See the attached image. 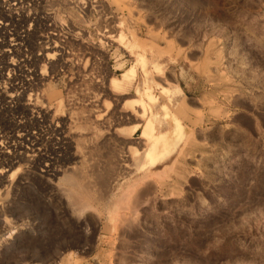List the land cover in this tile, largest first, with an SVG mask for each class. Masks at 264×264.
Here are the masks:
<instances>
[{
  "label": "rangeland",
  "instance_id": "rangeland-1",
  "mask_svg": "<svg viewBox=\"0 0 264 264\" xmlns=\"http://www.w3.org/2000/svg\"><path fill=\"white\" fill-rule=\"evenodd\" d=\"M0 18L22 43L8 61L36 76L0 74V134L22 120L37 139L0 155V264H264V0H0ZM144 86L155 134L163 105L181 125L156 165L129 102Z\"/></svg>",
  "mask_w": 264,
  "mask_h": 264
},
{
  "label": "bare ground",
  "instance_id": "bare-ground-1",
  "mask_svg": "<svg viewBox=\"0 0 264 264\" xmlns=\"http://www.w3.org/2000/svg\"><path fill=\"white\" fill-rule=\"evenodd\" d=\"M10 1V0H9ZM15 1V0H14ZM22 1V0H21ZM3 2H4V0H3ZM17 2H18V0H17ZM20 2V1H19ZM12 3V2H11ZM46 3V2H45ZM83 3V2H82ZM13 4H16V2H14ZM36 4V3H35ZM64 4V3H63ZM108 4V3H107ZM20 5V4H19ZM23 5V4H22ZM21 6V5H20ZM83 6V5H82ZM14 7H16V6H14ZM117 7H119L118 6V4H117ZM6 12V11H5ZM2 13V12H1ZM20 13V12H19ZM64 13V12H63ZM6 14V13H5ZM8 14H10V13H8ZM28 15V14H27ZM2 16V15H1ZM113 16V15H112ZM10 17H13V16H10ZM25 17V16H24ZM23 17V18H24ZM27 17V16H26ZM25 17V18H26ZM76 17V16H75ZM105 17V16H104ZM15 18V17H14ZM40 18H42V16H40ZM48 18V17H47ZM28 19V18H27ZM38 20V19H37ZM44 20V19H43ZM48 20H50V19H48ZM124 20V19H123ZM8 22H5V21H2L1 20V18H0V46H3V49L1 50V54H0V63H1V65H0V74H2V71L3 70H6L7 71V74H6V76H7V79L10 81V82H12L13 80H19L20 82L22 81V76L23 75H25V76H29V75H34V74H32V71L34 72L35 70V68L33 69L32 68V70H27L26 72H24V71H21L20 69V67L22 66H20L19 65V63L20 62H10V61H8V56L10 55V54H12V53H15L16 55L18 54V55H20V45L22 44L21 43V39H20V37H19V33H18V31H17V24H18V22L17 23H15V21L12 19V18H8V20H7ZM34 21V20H33ZM20 22V21H19ZM35 22V21H34ZM40 22V21H39ZM38 22V23H39ZM109 22V21H108ZM24 23V22H23ZM42 23V22H41ZM118 23V22H117ZM137 23H139V22H137ZM120 24V23H119ZM11 25H13L14 26V28L13 29H11L10 28V26ZM21 26V25H20ZM41 26V25H40ZM44 26V24L42 25V27ZM99 26V25H98ZM106 26V25H105ZM124 26V25H123ZM23 27V26H22ZM21 27V28H22ZM28 27V26H27ZM24 28V27H23ZM45 28V27H44ZM43 28V29H44ZM49 28V27H48ZM53 28V27H52ZM109 27H107V29H108ZM98 29V28H97ZM10 30H12V31H10ZM21 30V29H20ZM101 30V29H100ZM23 31V30H22ZM27 31V30H26ZM50 31V30H49ZM43 32V31H42ZM47 32H48V30H47ZM52 32V31H51ZM113 32V31H112ZM44 33H45V29H44ZM43 33V34H44ZM49 33V32H48ZM104 33V32H103ZM27 35H28V33H26ZM38 34V33H37ZM36 34V35H37ZM46 34V33H45ZM51 34V33H50ZM102 34V33H101ZM118 34V33H117ZM133 34V33H132ZM22 35V34H21ZM107 35H109V34H107ZM122 35L123 34H118V36H116V38H115V42H117V43H119V45L121 44V46H122V44L124 43L123 41H122V39H124L123 37H122ZM31 36V35H30ZM51 36V35H50ZM53 36V35H52ZM124 36V35H123ZM63 37V36H62ZM109 37V36H108ZM22 39H23V37H22ZM58 39V38H57ZM24 40V39H23ZM79 40V39H78ZM61 43V42H60ZM67 43V42H66ZM113 43V42H112ZM131 43V42H130ZM28 44V43H27ZM76 45V44H75ZM88 45V44H87ZM118 45V44H117ZM52 46H55V45H52ZM52 46H48V47H46V49H45V56L48 58V59H53L54 57V52L52 51L53 49V47ZM149 46V45H148ZM90 47V46H89ZM136 47H137V45H136ZM150 47H152V46H150ZM27 48L28 47H25V49L27 50ZM30 48V47H29ZM34 48V47H33ZM138 48V47H137ZM141 48V47H140ZM144 48V47H143ZM154 48H155V46H154ZM158 48V47H157ZM93 49V48H92ZM142 49V48H141ZM48 50V51H47ZM56 50V49H55ZM143 50V49H142ZM158 50V49H157ZM23 51V50H22ZM28 52V51H27ZM31 52V51H30ZM29 52V53H30ZM139 52V51H138ZM79 53V52H78ZM32 54V53H31ZM80 54V53H79ZM134 54V53H133ZM17 55V56H18ZM25 55V54H24ZM27 55V54H26ZM37 55H38V53H37ZM69 55V54H68ZM97 55V54H96ZM95 55V56H96ZM32 56H33V54H32ZM35 56V55H34ZM43 56V55H42ZM62 56H64V55H62ZM94 56V57H95ZM136 56H138V55H136ZM140 57H142L141 55H139ZM10 57V56H9ZM16 57V56H15ZM15 57H13V55H12V58H15ZM27 57V56H26ZM60 57V56H59ZM144 57V56H143ZM158 57V56H157ZM39 58V57H38ZM45 58V57H44ZM56 58H58V56L56 57ZM83 58V57H82ZM17 59V58H16ZM20 59H22V58H20ZM35 59V58H34ZM36 59H37V57H36ZM60 59V58H59ZM63 59V58H62ZM74 59V58H73ZM145 59V58H144ZM152 59H154V58H152ZM14 60V59H13ZM38 60V59H37ZM44 60H46V59H44ZM99 60V59H98ZM134 60V59H133ZM140 60V58H135V61L136 62H138ZM146 60V59H145ZM28 61V60H27ZM39 61V60H38ZM37 61V62H38ZM55 61V60H54ZM53 61V62H54ZM77 61V60H76ZM80 61V60H79ZM49 62V61H48ZM133 62V61H132ZM50 63V62H49ZM59 63V62H58ZM63 63V62H62ZM24 64V63H23ZM33 64V63H32ZM50 64H52V63H50ZM79 64V63H78ZM160 64V63H159ZM30 65V64H29ZM53 65V64H52ZM58 65V64H57ZM57 65H54V66H57ZM61 65V64H60ZM106 65V64H105ZM144 65V64H143ZM147 65V64H146ZM152 65H154V63L152 64ZM151 65V66H152ZM157 65V64H156ZM51 66V65H50ZM97 66V65H96ZM138 66V65H137ZM141 66H142V63H141ZM23 67H25V66H23ZM26 67H28V66H26ZM34 67V66H33ZM154 67V66H153ZM153 67H152V70H154L155 69V71H156V69H158V68H155L154 67V69H153ZM30 68V67H29ZM56 68V67H55ZM141 68V67H140ZM26 69V68H25ZM43 69V68H42ZM44 69H45V67H44ZM79 70V69H78ZM145 70V69H144ZM11 71H13V73H11ZM17 72V71H20L18 74H16V73H14V72ZM84 71V70H83ZM141 71V70H140ZM37 72L39 73V71L37 70ZM146 72V71H145ZM159 72V71H158ZM3 73H5V71L3 72ZM106 73V72H105ZM156 73V72H155ZM42 74V73H41ZM55 74V73H54ZM77 74V73H76ZM98 74H99V72H98ZM102 75V74H101ZM120 76L118 77V78H116V77H112L111 78V80H110V77H109V80H110V82H109V87H108V90L110 91V92H112V93H115V91H117L119 88H121V87H123V86H126V85H128L130 82H131V80H133L134 81V75H135V68H134V66H130V67H128V68H126L121 74H119ZM152 75V74H151ZM172 75V74H171ZM3 76V75H2ZM25 76H24V78H25ZM52 76V75H51ZM117 76V75H116ZM146 76V75H145ZM31 76H29L28 78H30ZM140 77V76H139ZM32 78V77H31ZM34 78V77H33ZM32 78V79H33ZM35 78H36V76H35ZM34 78V79H35ZM45 78V77H44ZM137 78V77H136ZM146 78V77H145ZM4 79V78H3ZM27 79V77L25 78V80ZM144 79V78H143ZM28 80L29 79H27V82H28ZM45 80V79H44ZM86 80V79H85ZM4 81V80H3ZM38 81H40V80H38ZM137 81V80H136ZM135 81V82H136ZM149 81V80H148ZM14 82V81H13ZM20 82H19V84H17L16 85V83L14 84H12L11 85V87H9V88H11L12 89V92H16V94H17V92L18 91H21L22 90V88L24 87L23 86V84L24 83H22V84H20ZM23 82V81H22ZM26 82V81H25ZM50 82V81H49ZM156 82V81H155ZM169 81H167V83H168ZM172 82V81H171ZM36 83V82H35ZM72 83V82H71ZM74 83V82H73ZM28 83H26V85H27ZM30 84V83H29ZM131 84H133V82H131ZM2 85H4V84H2ZM10 85V84H9ZM32 86H33V84H32ZM40 86V85H39ZM48 86V85H47ZM92 86V85H91ZM146 86V85H145ZM144 86V88L142 89L143 91L141 92V93H137L136 94V96L134 97V98H131V99H129V97L128 98H125L124 99V101H126V100H131V101H129L130 103L132 102V104H134V106L133 107H137V109L136 108H133V113H134V115L135 116H137L139 119H142V117L143 116H146V119H145V121L142 123V125L140 126L141 127V129H142V133H141V137H143L144 139H145V141H147V143H148V145H146L147 147H146V149H145V151H144V154H143V156H144V159H145V161L148 163V164H155V162L159 159V158H162L163 156H166L167 154H168V152H169V150H170V146H171V144H172V141H174L180 134H181V125L179 124V122H178V120L175 118V116H174V114H172L171 112H170V110L168 109V107L167 106H161L162 108H161V110H163V112H162V116H164V118H166V119H171V121H172V129H171V131L170 132H168V133H161V134H155L156 132H154V120H153V115H152V113H151V111L148 109V108H146V105H145V101H148V103L150 102V101H153L154 102V100H156V97L155 96H153L152 95V93L150 92V90H151V88L150 89H148L147 87H145ZM165 86H167V85H165ZM5 87V86H4ZM37 87V86H36ZM48 88V87H47ZM46 88V89H47ZM131 88V87H130ZM0 89H1V87H0ZM122 89V88H121ZM9 90V89H8ZM50 90V89H49ZM49 90L47 91V92H49ZM104 90V89H103ZM125 90H127V89H125ZM124 90V91H125ZM137 90V89H136ZM2 91V90H1ZM1 91H0V103H1V101H2V97L3 96H1ZM53 91V90H52ZM95 91V90H94ZM105 91V90H104ZM123 91V90H122ZM122 91H120V92H122ZM123 91V92H124ZM177 91L179 92V93H181V89L179 88V87H177ZM7 92V91H6ZM9 92V91H8ZM57 92V91H56ZM129 92V91H128ZM172 92V91H171ZM173 92H175V91H173ZM172 92V93H173ZM52 93V92H51ZM90 93V92H89ZM89 93H88V95H89ZM19 94V93H18ZM44 94V93H43ZM57 94V93H56ZM55 94V95H56ZM117 95L119 94V93H116ZM122 94V93H121ZM121 94H120V96H121ZM174 94V93H173ZM176 94V93H175ZM48 95V94H47ZM53 95H54V93H53ZM52 95V96H53ZM54 95V97L53 98H56V96ZM58 95V94H57ZM50 96V95H49ZM52 96H51V98H52ZM102 96V95H101ZM123 96V95H122ZM5 97V96H4ZM28 97V96H27ZM58 97V96H57ZM64 97V96H63ZM117 97V96H116ZM9 98H10V101H18L17 100V97H15V95H13L11 92H10V95H9ZM36 98V97H35ZM48 99V98H47ZM64 99V98H63ZM29 100H30V98H29ZM72 100V99H71ZM94 100V99H93ZM122 100H123V98H122ZM166 100V99H165ZM28 101V100H27ZM48 101V100H47ZM157 101V100H156ZM36 102V101H35ZM152 102V103H153ZM17 103V105H15L16 107H14V108H10L9 106L7 107H5L4 108V111L5 112H8V111H15V112H19V113H22V111L24 110L23 108H24V105L22 106V105H20V103L19 102H16ZM15 103V104H16ZM27 103V102H26ZM37 103V102H36ZM94 103V102H93ZM118 103V102H117ZM122 103V102H121ZM11 104V103H10ZM10 104H8V105H10ZM34 104V103H33ZM41 104V103H40ZM2 105V104H1ZM11 105H13V104H11ZM90 105V104H89ZM159 105V104H158ZM26 106H29V105H25V107ZM34 106V105H33ZM38 106V105H37ZM155 106V105H154ZM122 107V106H121ZM29 108V107H28ZM96 108V107H95ZM151 108V107H150ZM38 109V108H37ZM43 109V108H42ZM60 109V108H59ZM26 110H27V108H26ZM44 110V109H43ZM91 110V109H90ZM40 111V110H39ZM42 111V110H41ZM154 111V110H153ZM90 112V111H89ZM115 112V111H114ZM155 112V111H154ZM10 113V112H9ZM8 113V114H9ZM14 113V112H13ZM12 113V114H13ZM24 113H26V112H24ZM39 113V112H38ZM46 113V112H45ZM18 114V113H17ZM27 114V113H26ZM25 114V115H26ZM156 114V113H155ZM6 115V114H5ZM4 115V116H5ZM34 115V114H33ZM41 115V114H40ZM58 115V114H57ZM60 115V114H59ZM18 116V115H17ZM23 116V115H22ZM53 116V115H52ZM55 116V115H54ZM16 117V116H15ZM24 117V116H23ZM36 117H38V116H36ZM45 117H47V116H45ZM60 117V116H59ZM32 118V117H31ZM40 118H41V116H40ZM108 118V117H107ZM126 118V117H125ZM160 118H162V117H160ZM159 118V119H160ZM4 119H5V117H4ZM6 119H9L8 117L6 118ZM19 119V118H18ZM22 119V118H21ZM35 119V118H34ZM47 119V118H46ZM45 119V120H46ZM49 119H51V118H49ZM48 119V120H49ZM62 119V118H61ZM65 119V118H64ZM63 119V120H64ZM98 119V118H97ZM158 119V120H159ZM17 120V119H16ZM30 120V119H29ZM37 120V119H36ZM138 120V119H137ZM161 120V119H160ZM160 120H159V122H160ZM10 121H13L12 119L10 120ZM9 121V122H10ZM22 120H18V122L17 123H14L13 125H11V128H10V130L9 131H7V132H5L4 134H0V155H1V158L3 157V158H9L10 159V161H13L12 159H14V158H16V156H15V154H16V152L14 153V152H12V153H9V151H10V149L12 150H17V148H18V146L19 145H22L23 143L22 142H25V143H30L29 145H31L32 147H34L35 146V144H37L36 143V141L35 140H37L35 137H33L34 135H31V136H28V134H27V132L28 131H26L25 129H26V126L23 124V122H21ZM24 121V120H23ZM121 121V120H120ZM139 121V120H138ZM164 121V120H163ZM8 122V123H9ZM33 122V121H32ZM40 122H41V119H40ZM158 122V121H157ZM167 122H169V121H167ZM181 122V121H180ZM25 123V122H24ZM47 123H49V122H47ZM58 123V122H57ZM64 123H66L65 121H64ZM161 123V122H160ZM1 124V123H0ZM5 124V123H4ZM36 124V123H35ZM68 124V123H67ZM30 125V124H29ZM38 125V124H37ZM41 125V124H40ZM60 125H61V121H60ZM47 126V125H46ZM68 126V129H69V126H70V124H68L67 125ZM138 126H139V123H135L134 125H133V129H137L138 128ZM31 127H33V126H31ZM31 127H28V128H31ZM37 127V126H36ZM60 127V126H59ZM3 128H5V127H3ZM8 128V127H7ZM7 128H6V130H7ZM65 128V130H66V128L67 127H64ZM70 128H71V126H70ZM167 128V127H166ZM35 129V128H34ZM48 129V128H47ZM17 131V133L15 134V133H12V131ZM52 130V129H51ZM19 131H20V133H19ZM25 131V132H24ZM42 131V130H41ZM48 131H49V129H48ZM60 131V130H59ZM36 132V131H35ZM53 132H55V129H54V131ZM75 132V131H74ZM164 132H166V131H164ZM1 133V132H0ZM32 133V132H31ZM39 133H40V131H39ZM38 133V134H39ZM52 133V132H51ZM50 133V134H51ZM73 133V132H72ZM114 133V132H113ZM15 134V135H14ZM35 134V133H34ZM42 134V133H41ZM58 134V133H57ZM68 134V132L66 133V135ZM37 135V134H36ZM86 135V134H85ZM26 136V137H25ZM24 137L26 138V139H24ZM39 137V136H38ZM48 136H46V138H47ZM60 137H62V136H60ZM59 137V138H60ZM50 138V137H49ZM67 138V137H66ZM40 140V139H39ZM57 140V139H56ZM60 140V139H59ZM62 140V139H61ZM47 141V140H46ZM51 141V140H50ZM65 141V140H64ZM68 141V140H67ZM121 141V140H120ZM130 141V140H129ZM144 141V142H145ZM38 142V141H37ZM56 142V141H55ZM122 142V141H121ZM142 142V141H141ZM143 142V143H144ZM45 143V142H44ZM62 143V142H61ZM132 143V142H131ZM146 142H145V144H147ZM39 144V143H38ZM56 144H58V143H56ZM145 144H143V145H145ZM28 145V146H29ZM62 145V144H61ZM64 145V144H63ZM122 145V144H121ZM54 146V145H53ZM56 146V145H55ZM48 147V146H47ZM57 147V146H56ZM59 147V146H58ZM61 147V146H60ZM22 148V147H21ZM25 148V147H24ZM27 148V147H26ZM30 148V147H29ZM28 148V149H29ZM49 148V147H48ZM27 149V150H28ZM36 149V148H35ZM43 149V148H42ZM86 149V148H85ZM20 150V149H19ZM31 150H34V148L33 149H31ZM62 150H63V147H62ZM20 151H22V149L20 150ZM36 151V150H35ZM43 151H45L44 149H43ZM56 151V150H55ZM60 151V150H59ZM82 151V150H81ZM4 152H7V154H5ZM26 152V151H25ZM30 152H32V151H30ZM57 152V151H56ZM62 152V151H61ZM22 153H24L23 151H22ZM38 153V152H37ZM41 153H42V151H41ZM40 153V154H41ZM64 153V152H63ZM33 153H31V155H32ZM54 154V153H53ZM52 154V155H53ZM16 155H21V154H16ZM23 155H25V154H23ZM22 155V156H23ZM27 155V154H26ZM38 155V154H37ZM36 154H35V156H37ZM43 155V154H42ZM62 155V154H61ZM21 156V157H22ZM28 156H30V155H28ZM33 156V155H32ZM31 156V157H32ZM39 156V155H38ZM47 156V155H46ZM50 156V155H49ZM53 156H55V155H53ZM57 156V155H56ZM19 157V156H18ZM42 157V156H41ZM44 157V156H43ZM43 157H42V159H43ZM64 157V156H63ZM62 157V158H63ZM20 158V157H19ZM24 158V157H23ZM28 158H30V157H28ZM58 158V157H57ZM170 158V157H169ZM26 159H27V157H26ZM50 159H51V157H50ZM52 159H54V158H52ZM68 159V158H67ZM130 159V158H129ZM167 159V158H166ZM22 160V159H21ZM28 160V159H27ZM41 160V159H40ZM64 160H66L65 158H64ZM63 160V161H64ZM8 161V160H7ZM6 161V162H7ZM19 161H20V159H19ZM62 161V162H63ZM9 162V161H8ZM53 162V161H52ZM55 162V161H54ZM144 162V161H143ZM146 162L144 163V164H146ZM2 163V162H1ZM5 163V162H4ZM4 163H3V165H4ZM173 163V162H172ZM14 164V163H13ZM160 164V163H159ZM2 165V164H1ZM156 165V164H155ZM158 165V164H157ZM7 166V165H6ZM14 166V165H13ZM52 166V165H51ZM122 166V165H121ZM50 167V166H49ZM140 167V166H139ZM141 167H145V166H141ZM170 167V166H169ZM51 168V167H50ZM150 168V167H149ZM46 169H48V168H46ZM143 169V168H142ZM148 169V168H147ZM51 170V169H50ZM7 171V170H6ZM47 171V170H46ZM52 171V170H51ZM72 171V170H71ZM1 170H0V176H1ZM5 172V171H4ZM77 171H75V173H76ZM14 173V172H13ZM158 173H160V171L158 172ZM2 177H4V176H2ZM2 177H0V180H2ZM66 177V176H65ZM65 179H67L68 181H70V178L69 177H66ZM61 180V179H60ZM141 180V179H140ZM6 181V180H5ZM65 181V180H64ZM73 181V180H72ZM71 182V181H70ZM76 182H72L71 184H73V186H74V184H75ZM2 184V183H1ZM68 184H70V183H68ZM104 185H106V184H104ZM76 186V185H75ZM109 187V186H108ZM77 188V187H76ZM123 191V190H122ZM126 192V191H125ZM85 194V193H84ZM120 196V195H119ZM81 199V198H80ZM111 209V208H110ZM109 216V215H108ZM110 217V216H109Z\"/></svg>",
  "mask_w": 264,
  "mask_h": 264
},
{
  "label": "built area",
  "instance_id": "built-area-1",
  "mask_svg": "<svg viewBox=\"0 0 264 264\" xmlns=\"http://www.w3.org/2000/svg\"><path fill=\"white\" fill-rule=\"evenodd\" d=\"M56 49H57L58 53L56 51H53L54 55H59V54L63 55L64 53L68 54V52H69L68 48L65 49L63 45L62 46H57Z\"/></svg>",
  "mask_w": 264,
  "mask_h": 264
}]
</instances>
